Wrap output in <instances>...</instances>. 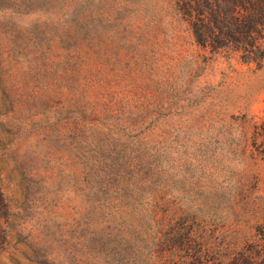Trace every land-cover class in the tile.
Wrapping results in <instances>:
<instances>
[{"label":"rangeland","instance_id":"rangeland-1","mask_svg":"<svg viewBox=\"0 0 264 264\" xmlns=\"http://www.w3.org/2000/svg\"><path fill=\"white\" fill-rule=\"evenodd\" d=\"M263 112L264 63L202 47L173 0H0V264H183L158 237L261 202Z\"/></svg>","mask_w":264,"mask_h":264},{"label":"trees","instance_id":"trees-1","mask_svg":"<svg viewBox=\"0 0 264 264\" xmlns=\"http://www.w3.org/2000/svg\"><path fill=\"white\" fill-rule=\"evenodd\" d=\"M173 8L202 47L225 49L237 53L244 61L264 63V0H173ZM251 142L256 149L254 155L264 160V116L254 122ZM253 188L251 184L241 189L243 217L238 226L230 224L231 230L215 226L208 235L199 225L197 229L172 227L164 240L157 238L150 253H164V245H169L171 260L177 256L183 264H264V187L259 203L249 199ZM232 202L227 198V209L239 204ZM0 203L6 208V197L1 190ZM218 207L214 206L215 211ZM129 214V211L120 212L121 220L116 224L124 228L123 222ZM119 238L128 241L121 235Z\"/></svg>","mask_w":264,"mask_h":264}]
</instances>
